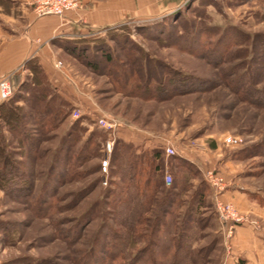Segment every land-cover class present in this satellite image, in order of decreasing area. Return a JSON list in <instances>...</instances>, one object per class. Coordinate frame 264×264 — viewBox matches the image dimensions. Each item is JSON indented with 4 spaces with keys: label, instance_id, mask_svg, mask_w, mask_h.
<instances>
[{
    "label": "rangeland",
    "instance_id": "rangeland-1",
    "mask_svg": "<svg viewBox=\"0 0 264 264\" xmlns=\"http://www.w3.org/2000/svg\"><path fill=\"white\" fill-rule=\"evenodd\" d=\"M143 2L136 19L86 40L91 41V47L105 46L112 62L93 57L98 59V68L89 71L83 62L64 52L60 53L62 61L54 58V63H59L57 70L81 93L79 118L72 116L69 104L63 108L67 116L56 128L32 132L40 143L35 154H27L28 159L20 158L22 150L0 120L10 158L24 164L26 174L36 181L31 195L0 189V264H143L137 262L141 252L136 251L153 248V244L151 238L137 240L138 229L126 238L136 243L119 254L106 248L113 236L109 229L120 232L124 228L116 223L120 218L107 196L109 182L116 178L103 175L99 165L106 140L138 139L145 145L150 136L159 139L150 145L161 148L165 141H172L178 153L184 152L202 166L172 156L190 166L193 173L187 191L181 193L182 206L176 217H182L196 189L201 185L206 189L203 206L194 218L198 223L191 224L190 233L186 227L180 231L179 241L192 252L189 259L178 255L153 261L257 263V259L246 258L255 255L257 244L249 250L233 246L238 227L249 228L255 243L262 241L258 243L264 251L263 220L241 210L239 203L222 198L227 189H236L264 207V0H174L167 5L164 0ZM0 5L5 12L14 4L0 0ZM88 58L92 59L90 52ZM22 73L19 78L9 76L16 93L15 86L28 75ZM18 105L21 117L31 110L22 102ZM100 118L112 128H100ZM69 131L72 136L68 141L77 140L78 144L67 161L65 152L57 155V151ZM98 132L105 135L104 140L93 137L91 142L97 146L90 147L97 157L72 168V156L89 135ZM225 135L239 136L242 145L227 147L222 142ZM139 149L144 150L143 146ZM177 163L163 154L162 174H186L187 170L175 166ZM207 174L221 179L224 189L218 201L231 203L237 220L227 225L219 221L211 199L213 188L205 181ZM44 181L47 185L39 191ZM149 215L151 219L152 213ZM151 221L141 228L145 236L151 231ZM134 253L138 254L137 261L128 259ZM144 257L149 263L148 256Z\"/></svg>",
    "mask_w": 264,
    "mask_h": 264
},
{
    "label": "trees",
    "instance_id": "trees-1",
    "mask_svg": "<svg viewBox=\"0 0 264 264\" xmlns=\"http://www.w3.org/2000/svg\"><path fill=\"white\" fill-rule=\"evenodd\" d=\"M221 39H224V37ZM90 42L80 41L66 47L65 50L76 60L83 62L89 71H95L98 68V59L95 58L100 57L105 63L112 62L105 46L100 47V45L95 44L91 47L88 45ZM89 52L92 57L90 60L88 58ZM24 70L27 71L28 75L25 80L15 86V88H18L15 89L18 90L17 93L14 91V85L12 84L14 93L12 92V96L0 104V120L7 131L13 134L18 147L22 150V153H19L20 158L28 159L27 154H35L40 143L32 132L41 131V133H45V131L56 128L67 116L63 108L70 105L46 80L37 61H28ZM15 76L18 77V75ZM20 102L31 109L29 112H24L22 117L20 115L21 107L18 105ZM71 136L72 132L69 131L57 151V155L65 152L67 161L71 151L78 144L77 140L68 141ZM93 137L104 140L105 135L100 132L89 135L78 153L74 157H70L73 160L72 168L78 167L79 164L83 166L88 160L97 157L96 151H93L97 145L94 146L91 142ZM145 138L142 139L146 140L147 138ZM127 139L118 138L114 142L108 174L114 176L118 181L111 180L109 182L111 189L107 190L108 199L111 200L109 202L115 208V215L120 218L116 223L123 226L124 230L119 232L110 228L109 231L113 236H111L106 248H111L114 254H119L122 250L133 245L134 242L136 243L135 240L130 241V243L126 238L131 237L133 229H138L137 240L142 239V236L147 237V239L151 238L149 242L153 244V248L149 246L137 250L136 253L141 252L139 253V260L136 259L138 255L136 253L130 257L127 256L128 259L135 258L136 261L138 260L137 262L141 263L143 261V264H159V262L153 260L162 258L165 261L169 256L174 259L178 255L181 259H189L188 255L192 252L179 241L180 231L186 227L188 233H190L193 230L191 224L198 223V220L196 219V221L194 218L203 206L204 191L206 189L203 185L196 189L187 202L182 217H176L177 211L182 206L181 193L187 191L188 180L193 176V173L189 170L190 166L184 164L183 161L181 162L177 157H171L174 162H178L175 166L187 170V173L181 176H171V185L165 187L160 167L163 158L162 149L150 145L151 139H148L145 145ZM5 141L0 127V189L10 194L22 191H27V195L33 194L36 181L32 175L26 174L23 169L24 164L15 162L10 158L7 151L8 145ZM141 142L144 143V141ZM92 146L93 149L90 148ZM142 146L144 150L139 149ZM95 181L91 183V186ZM45 182H41L39 191H42L47 185ZM89 187L90 185L84 190H88ZM159 194H162V198L158 200ZM150 213H152L151 219ZM150 221L152 225L150 235L145 236V230L141 232V228H145ZM102 224H105V222ZM155 234L156 236H154ZM175 234H178L177 238H175ZM153 236L156 238L155 241L152 240ZM144 256H148L149 263L142 259L145 258ZM163 261L160 264H168L167 262L163 263ZM174 261L173 264H175Z\"/></svg>",
    "mask_w": 264,
    "mask_h": 264
},
{
    "label": "crops",
    "instance_id": "crops-1",
    "mask_svg": "<svg viewBox=\"0 0 264 264\" xmlns=\"http://www.w3.org/2000/svg\"><path fill=\"white\" fill-rule=\"evenodd\" d=\"M9 1L14 5L5 12L1 10L3 6L0 5V79L13 74L26 73L25 64L35 60L50 85L63 99L67 100L73 110H79L80 114H82L80 109H83L78 101L80 93H78L76 85L69 82L54 67V58L62 61L60 53L64 52L70 55L65 50L66 47L91 39L104 30L136 19L144 3V0H81L78 9L66 13L63 17H36L32 10L31 0ZM164 2H167V5L174 0H164ZM3 9L6 10L4 7ZM64 66L67 64L64 63ZM64 71L68 72L66 68ZM137 136L144 138L142 135ZM132 140L135 143L140 141ZM179 154L181 158L193 161L202 167L198 161L190 158L184 152L180 151ZM222 198L239 203L241 210L260 217L264 222V207L249 201L244 192L230 188L225 191ZM253 237V232L249 228L238 227L232 240L233 246H237L241 250H249L257 244L255 255L252 254V258L248 256L246 258L252 259L254 262L257 259V263L254 264H263L264 251L260 249L262 241L259 239L255 243Z\"/></svg>",
    "mask_w": 264,
    "mask_h": 264
},
{
    "label": "built area",
    "instance_id": "built-area-1",
    "mask_svg": "<svg viewBox=\"0 0 264 264\" xmlns=\"http://www.w3.org/2000/svg\"><path fill=\"white\" fill-rule=\"evenodd\" d=\"M31 4L33 6V13L36 17H44V16H56L63 17L66 13L74 11L80 7L81 0H32ZM59 63H54V67L58 68ZM13 88L10 82L9 76L3 77L0 79V100L6 101L12 96ZM78 93H80L78 91ZM81 94V93H80ZM102 113L104 111L101 110L98 106L94 104ZM75 119L79 118V110H73L72 113ZM98 124L100 128H112V125L104 118L98 119ZM107 126V127H105ZM150 138L157 139L156 137L150 136ZM159 140V139H157ZM166 143L161 146L163 154L166 157L172 156H180L177 151L176 145L172 141H165ZM222 142L227 147L236 148L242 145L243 140L239 136L225 135L222 139ZM114 147V140L108 139L102 145V152L104 159L100 163V170L103 175L108 174L109 170V160L112 154ZM205 181L209 184L213 189L212 200L215 204V212L222 223V225H227L228 221L237 220L235 216V210L231 203H220L218 201V195L224 189V185L222 184L221 179L217 178V175L212 177L211 174L205 175ZM171 176L167 173L163 175V183L165 187H169L171 185ZM104 186L106 185V181L102 183ZM233 216L235 218L233 219ZM231 233V232H230Z\"/></svg>",
    "mask_w": 264,
    "mask_h": 264
}]
</instances>
